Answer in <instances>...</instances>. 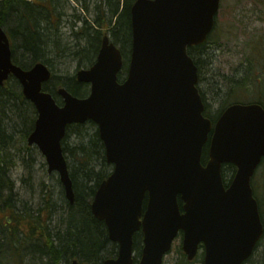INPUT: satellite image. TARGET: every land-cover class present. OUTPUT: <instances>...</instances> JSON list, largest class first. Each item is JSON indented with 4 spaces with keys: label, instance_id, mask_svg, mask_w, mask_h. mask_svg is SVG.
Listing matches in <instances>:
<instances>
[{
    "label": "water",
    "instance_id": "obj_1",
    "mask_svg": "<svg viewBox=\"0 0 264 264\" xmlns=\"http://www.w3.org/2000/svg\"><path fill=\"white\" fill-rule=\"evenodd\" d=\"M219 1L136 0L125 81L117 82L121 53L104 37L94 64L75 76L90 86L89 96L79 99L60 89L61 107L41 92L51 76L47 66L13 65L0 27V87L11 74L36 108L27 145L45 157L48 174L57 173L70 204L74 193L61 150L65 128L87 121L97 125L113 172L99 185L90 209L118 247L117 256L102 264H134L133 237L139 231L137 264H162L179 232L188 261L202 245L203 264H243L263 234L250 179L264 160V109L233 104L212 126L203 116L197 69L187 55L188 47L206 41ZM226 164L236 168L227 188L221 177Z\"/></svg>",
    "mask_w": 264,
    "mask_h": 264
},
{
    "label": "trees",
    "instance_id": "obj_2",
    "mask_svg": "<svg viewBox=\"0 0 264 264\" xmlns=\"http://www.w3.org/2000/svg\"><path fill=\"white\" fill-rule=\"evenodd\" d=\"M135 1L64 0L63 5L60 0H0V26L9 38L13 63L22 69H28L38 61L53 69L56 58L71 60L75 70L88 68L96 59L103 36L108 34L124 59L118 75L121 81L127 72L131 48L130 9ZM72 2H75L74 6ZM60 5L70 12L79 7L80 15L75 23L67 25L66 32L62 31L65 22L61 19L67 13L61 12ZM210 40L209 37L204 44L187 50L197 67L199 81L205 80L203 73L207 70L212 76V90L221 99L219 109L212 114L199 84L204 116L214 122L228 105L234 103H257L264 108V89L259 91L255 81L259 62L253 64L246 56L247 64L241 65L242 72L238 70L237 77L224 75L220 78L213 74L210 61L203 59ZM253 51L259 54L257 49ZM60 87L76 97L88 95V86L77 83L74 74L54 72L43 91L50 93L59 105L61 101L56 91ZM35 120L36 110L24 99L19 84L10 78L0 88V264H68L73 260L79 264H102L105 259L116 256L117 245L108 240L104 223L96 220L90 211L96 189L112 170L105 161L96 126L91 122L68 126L61 143L72 181L73 203L65 199L60 189L57 208L41 183L38 191L45 196H41L39 206L31 208L20 200L11 173L19 163L23 169L28 168V163L20 156L33 155L35 149L27 147L25 141ZM207 148L206 145L203 149V164L207 160ZM234 173L232 165H224L225 185ZM251 187L261 219H264V173L258 186L252 178ZM140 248L141 235L136 234L134 251L137 256ZM178 253L176 264H192L186 261L180 246ZM254 257L246 264H264V251L259 259Z\"/></svg>",
    "mask_w": 264,
    "mask_h": 264
},
{
    "label": "rangeland",
    "instance_id": "obj_3",
    "mask_svg": "<svg viewBox=\"0 0 264 264\" xmlns=\"http://www.w3.org/2000/svg\"><path fill=\"white\" fill-rule=\"evenodd\" d=\"M64 5V0H60ZM91 1V0H90ZM73 6L75 2L71 3ZM79 6V5H78ZM62 13H67L61 19L63 23L62 31L66 32L67 25L76 22L80 15L79 7L72 12L64 9L62 5L59 6ZM264 40V0H220L219 11L216 16V28L211 35L210 44L205 47L207 53L203 56L204 60L210 61L213 74L221 77L224 75L233 76L234 78L239 72H242L241 65L247 64L246 56L253 62L256 56L254 54V46L258 42ZM260 58L258 66V78H255L256 88L259 91L264 89V45L257 46ZM17 55H21L19 50ZM208 56V57H207ZM53 71H59L66 74H75V65L71 60L54 59ZM207 67V66H206ZM205 80L200 82V89L204 92L206 103L210 107V112L215 114L221 105V99L217 98L212 90L210 81L212 77L204 71ZM210 78V79H209ZM25 159L28 168L23 169L21 163L11 173V179L15 183V191L19 194L20 200L24 201L28 207L39 206L42 197L49 194L50 201L58 208L59 193L62 187L59 183L58 176L53 173L47 174V169L44 159L34 150L33 155L20 156ZM29 169V171H28ZM264 173V166H260L255 173V185L261 184V178ZM43 183L45 186L44 195H41L38 188ZM31 186V187H30ZM42 196V197H41ZM260 197L262 195H259ZM49 200V199H48ZM23 202V203H24ZM32 208V207H31ZM179 242L173 244L171 251L165 256L163 264H176L179 259L178 253ZM264 251V234L259 242V247L255 252L254 259H259ZM254 261V260H253ZM193 264H200V261ZM255 264V263H253Z\"/></svg>",
    "mask_w": 264,
    "mask_h": 264
},
{
    "label": "bare ground",
    "instance_id": "obj_4",
    "mask_svg": "<svg viewBox=\"0 0 264 264\" xmlns=\"http://www.w3.org/2000/svg\"><path fill=\"white\" fill-rule=\"evenodd\" d=\"M49 69L50 72L54 73L53 69H50L49 67H47Z\"/></svg>",
    "mask_w": 264,
    "mask_h": 264
},
{
    "label": "flooded vegetation",
    "instance_id": "obj_5",
    "mask_svg": "<svg viewBox=\"0 0 264 264\" xmlns=\"http://www.w3.org/2000/svg\"><path fill=\"white\" fill-rule=\"evenodd\" d=\"M202 250V249H201Z\"/></svg>",
    "mask_w": 264,
    "mask_h": 264
}]
</instances>
